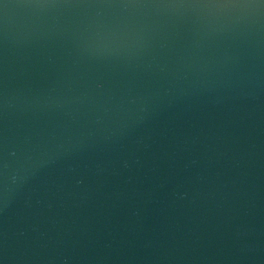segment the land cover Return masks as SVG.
Here are the masks:
<instances>
[{
  "label": "water",
  "instance_id": "water-1",
  "mask_svg": "<svg viewBox=\"0 0 264 264\" xmlns=\"http://www.w3.org/2000/svg\"><path fill=\"white\" fill-rule=\"evenodd\" d=\"M0 264H264V0H0Z\"/></svg>",
  "mask_w": 264,
  "mask_h": 264
}]
</instances>
